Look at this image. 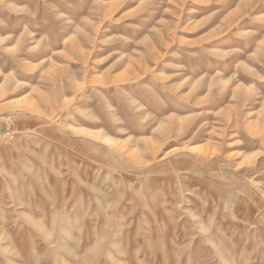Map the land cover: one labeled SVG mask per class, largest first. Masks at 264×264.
Returning a JSON list of instances; mask_svg holds the SVG:
<instances>
[{
  "label": "rangeland",
  "instance_id": "1",
  "mask_svg": "<svg viewBox=\"0 0 264 264\" xmlns=\"http://www.w3.org/2000/svg\"><path fill=\"white\" fill-rule=\"evenodd\" d=\"M0 264H264V0H0Z\"/></svg>",
  "mask_w": 264,
  "mask_h": 264
}]
</instances>
